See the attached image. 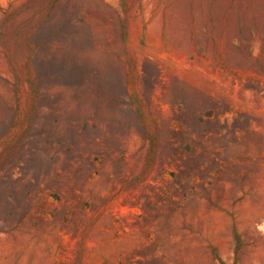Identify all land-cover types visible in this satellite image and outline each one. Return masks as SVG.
Listing matches in <instances>:
<instances>
[{
  "label": "rangeland",
  "instance_id": "1",
  "mask_svg": "<svg viewBox=\"0 0 264 264\" xmlns=\"http://www.w3.org/2000/svg\"><path fill=\"white\" fill-rule=\"evenodd\" d=\"M0 264H264V0H0Z\"/></svg>",
  "mask_w": 264,
  "mask_h": 264
}]
</instances>
